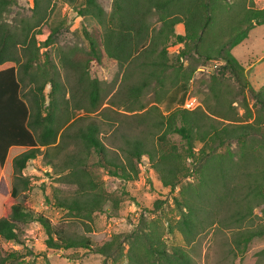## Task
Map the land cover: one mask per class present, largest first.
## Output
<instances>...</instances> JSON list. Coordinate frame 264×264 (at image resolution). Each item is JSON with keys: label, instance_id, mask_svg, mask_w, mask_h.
Segmentation results:
<instances>
[{"label": "trees", "instance_id": "1", "mask_svg": "<svg viewBox=\"0 0 264 264\" xmlns=\"http://www.w3.org/2000/svg\"><path fill=\"white\" fill-rule=\"evenodd\" d=\"M7 4L9 0H0V7ZM38 6L39 1L33 0L35 18L31 25L10 30L6 24L0 23V238L20 244L17 225L35 221L45 233V248H88L92 244L88 236H67L46 216L32 212L26 201L17 202V185L9 184V173H19L26 162L36 156L39 146L53 144L62 122L68 119L56 113L58 107L65 106V101L57 97L62 89L61 82L55 74L53 63L46 60L45 51L39 63L43 64L42 68L35 66L33 69L40 46L34 42L36 32L30 34L29 31L38 27L44 19L43 13L38 14L37 10H41ZM78 13L94 18L100 31L96 38L84 33L87 39L84 54L61 55L59 58L61 66L76 73L77 84L86 85L81 89L90 110L98 105L100 80L91 77L88 69L92 64L99 66L104 56L113 60L118 68H129L128 74L135 72L138 75L137 83L124 86L123 92L126 101H138L137 109L143 108L140 98L148 87L153 90L155 103L161 101L170 89H175L178 96L171 102L177 101L178 106L167 115L157 113L151 118V126L156 133L160 132L156 139L160 150L150 152L142 139H128L122 148L125 150L123 161L107 155L108 148L100 141L95 124L78 129L75 136L80 138L82 155L71 154L68 161L64 160L65 172L62 176L63 182L74 185V193L68 197H54L53 204L85 218H90L93 212L100 209L103 196L85 168L90 150L100 157V166L108 175L124 181L136 176V163L146 155L161 185L169 189L175 187L179 176L186 175L184 162L190 159L198 163L196 172L200 175V186L194 190L198 199L207 196L210 191L216 193V183L225 188L229 173L233 168H239L249 176V182L246 179L243 185L246 188L244 196L264 202V84L256 90L251 88L243 78V67L230 52L246 37L251 27L264 23V8L255 7L253 0H112L111 12L106 15L95 0H83V8ZM152 14L156 15L158 28L148 20ZM177 24H181L182 33H174L173 28ZM57 28L52 26L48 29L43 44L50 42ZM41 31L43 33L45 28H41ZM170 41L182 45L191 42L194 53L207 62L222 60L237 84L249 92L258 106L252 110L243 103V117L238 118L236 112L229 117L228 109L233 107V102L225 95L223 82L210 74L202 104L192 109L183 108L182 103L188 96L186 83L190 73L186 76L181 71L179 60L184 54L183 50L173 59L168 57ZM17 46L21 48L18 54ZM25 83L28 87L32 85L28 89L32 110L21 96L20 88ZM46 84L50 91L44 105L42 90ZM73 106L80 107L76 102ZM151 107L156 109L154 105ZM167 134H177L184 140L182 153L175 151L172 145H169L168 151L163 148L165 143L162 140ZM59 137H63V132ZM232 139L237 143L236 152L214 151L212 144L218 146ZM195 140L200 143L196 150L193 146ZM194 203L188 200L178 203L185 210L180 209L174 227L186 240L195 232ZM256 234L258 231L238 234L237 237L245 244ZM157 239L155 236L146 237L145 253L150 255L151 250H157ZM139 243H130L127 257L143 264L137 258L141 255V250H137ZM118 248L119 241L112 237L101 241L93 252L109 257ZM20 258L16 250H0V264H11V261L20 263Z\"/></svg>", "mask_w": 264, "mask_h": 264}, {"label": "rangeland", "instance_id": "2", "mask_svg": "<svg viewBox=\"0 0 264 264\" xmlns=\"http://www.w3.org/2000/svg\"><path fill=\"white\" fill-rule=\"evenodd\" d=\"M38 1L41 10L37 11L40 15L44 14V19L43 23L29 31L30 34L36 32L34 42L40 46L37 64L33 69L35 66L42 68L43 64L39 63L45 51L46 60L53 63L55 74L61 82L62 89L57 97L60 101H65V106L58 107L56 113L62 115L63 119H68L62 122V127L58 130L59 134L63 132V137L58 134L53 144L39 146L36 156L28 160L19 173H9V184L17 185V202L26 201L32 212L46 216L52 225L62 228L67 236H88L92 244L88 248L47 249L43 242L45 233L39 223H20L17 225L20 244L0 238L1 251L16 250L21 255L20 263L11 261V264H138L127 257L132 241H140L137 250H141V255L137 258L143 264H264V202L244 196L246 188L243 185L246 179L249 182V176L239 168H233L232 173H229L225 188L216 183V193L210 191L207 196L198 199L194 195V190L200 186V175L196 172L198 163L190 159L184 162L186 175L179 176L175 187L169 189L161 185L159 176L146 155L141 156L136 163V176L124 181L108 175L100 166V157L90 150L85 168L103 196L100 209L93 212L90 218H85L53 204L54 197H68L74 193V185L63 182L62 176L65 172L64 160L68 161L71 154L82 155L80 138L75 136L78 129L87 124H95L100 141L108 148L107 155L121 161L125 154V150H122L124 141L128 139H142L150 152L155 153L160 150L156 144L160 132L156 133V129L151 126V118L157 113L167 115L177 107V101H171L177 98L178 92L172 88L165 97L162 96L161 101L155 103L153 90L148 87L140 98L143 108L137 109L138 101H126L123 92L124 86L137 83L138 75L135 72L128 74L129 68H118L113 60L104 56L99 66L92 64L88 69L91 77L100 80L98 105L90 110L87 97L83 96L81 89V86L86 85L77 84L76 73L61 66L59 56L84 54L87 51L84 33L96 38L100 28L94 18L78 13L83 8V0ZM95 1L106 15L111 12L112 0ZM34 18L33 0H9V4L0 7V23L6 24L10 30L25 24L31 25ZM148 20L158 28L155 14L150 15ZM52 26L58 28L51 35L50 42L43 44L45 35ZM41 28H45L43 33ZM263 30L264 26H257L250 32L248 38L251 40L247 38L231 48V54L242 67L252 64L264 66V38L259 37ZM173 31L175 34L182 33L181 24L175 25ZM191 44L188 41L185 45L170 41L167 54L173 59L178 52L184 51L179 60L182 64L181 71L186 76L190 73L186 92L188 96L195 98L196 104H202L207 93L208 77L214 74L223 82V91L233 102V107L228 109L229 117L234 112L238 118L243 117V103L252 110L258 106L249 92L237 84L222 60L205 61L194 53ZM20 49V46L16 47L17 54L21 52ZM48 69L52 71L50 66ZM251 70L252 68L246 73L243 70V78L247 80V73ZM30 87L32 85L28 87L25 83L20 91L32 110L28 91ZM49 91L50 87L46 84L42 90L44 105L48 101ZM56 93L57 91L54 95ZM75 102L80 107H74ZM162 142L167 151L169 145L178 153L184 151V140L177 134L165 135ZM212 145L216 152H236L237 148L233 139L218 146L216 143ZM193 146L196 150L200 143L195 140ZM235 158L236 156L233 157L234 160ZM206 191L208 192L207 189ZM183 200H188L189 203L195 201L192 206L196 215L195 232L187 240L174 227L180 209L185 210L184 206H178ZM255 231L258 234L248 243H242L237 237L238 234ZM147 236L158 238L157 250H151L150 255L144 251ZM112 237L120 243L117 251L112 252L109 257L93 252V248L99 246L101 241Z\"/></svg>", "mask_w": 264, "mask_h": 264}, {"label": "crops", "instance_id": "3", "mask_svg": "<svg viewBox=\"0 0 264 264\" xmlns=\"http://www.w3.org/2000/svg\"><path fill=\"white\" fill-rule=\"evenodd\" d=\"M253 2H254L255 7L264 8V0H253ZM257 26H264V23H262L260 25H256V26L251 27L249 29L246 37L242 41H244L245 39H247L248 37H250L249 36L250 35V32H252ZM256 35L259 36L258 34H256ZM256 35H254V36L256 37ZM259 37L264 38V30L260 33V36ZM248 40H251V38H248ZM230 52H231V49H230ZM239 64L241 65V63H239ZM250 68H252V70L249 71V73H247V82H248V84L250 85L251 88H253L254 90H256L261 85L264 84V75H263L264 66H258L256 64H254V65L252 64V65H247L245 68L243 67V70L246 73Z\"/></svg>", "mask_w": 264, "mask_h": 264}, {"label": "built area", "instance_id": "4", "mask_svg": "<svg viewBox=\"0 0 264 264\" xmlns=\"http://www.w3.org/2000/svg\"><path fill=\"white\" fill-rule=\"evenodd\" d=\"M215 64V63H213ZM195 106H197L195 98L192 96H186L183 103H182V107L186 108V109H192Z\"/></svg>", "mask_w": 264, "mask_h": 264}]
</instances>
